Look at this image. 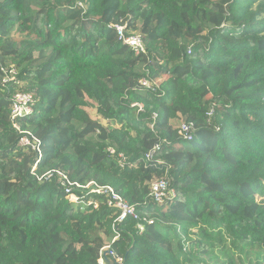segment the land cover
Wrapping results in <instances>:
<instances>
[{"label":"trees","instance_id":"trees-1","mask_svg":"<svg viewBox=\"0 0 264 264\" xmlns=\"http://www.w3.org/2000/svg\"><path fill=\"white\" fill-rule=\"evenodd\" d=\"M17 93L35 110L15 120ZM56 172L140 220L114 228L105 197L71 203ZM107 246L123 264H264V0H0V264H99Z\"/></svg>","mask_w":264,"mask_h":264},{"label":"built area","instance_id":"built-area-1","mask_svg":"<svg viewBox=\"0 0 264 264\" xmlns=\"http://www.w3.org/2000/svg\"><path fill=\"white\" fill-rule=\"evenodd\" d=\"M117 33L119 37L124 41L125 44L130 45L131 47L135 48L137 51V54L142 52L143 44L139 36L134 35L130 37L124 36V27L123 26H117L116 27ZM11 74H16V71L12 70ZM11 80H14L12 78ZM143 85H147V82L143 80L141 82ZM35 105V99L30 94H24V93H17L14 97V105L12 109V115L13 118L16 120L17 118H23L28 115H31L34 113V106ZM15 128L19 130L20 133H23V137L21 138L20 144L25 147H30L33 151L38 152L39 157H42V151H41V143L38 139L34 138L30 132H23L20 131V127L18 124L15 123ZM183 130L185 132V139L187 141H192L193 136L189 133V128L187 126L183 127ZM110 152L113 154L114 150H110ZM122 157V156H120ZM148 158H152V154L148 155ZM125 159L122 158V161L120 163H124ZM36 169V166L34 167V170ZM59 176V181L61 186L65 189V193L67 194V198L71 203L79 204L82 203L83 199L74 193V189H83L84 191L89 192L92 195L95 196H103L107 199V204L111 208H115L119 215L117 216L114 228L116 223L123 222L126 219H133L135 221H139V213L137 211V208L135 206H132L128 204L112 187L110 186H102L96 182H89L86 185H82L79 183L72 182L67 176H65L61 172H56ZM53 177V174L47 173L45 178L49 180ZM151 196L159 203H163V201L169 197L168 193V184L165 180L157 181L152 184V191ZM90 204L93 203L94 208H97L99 206V203L94 200L90 201ZM140 232L142 233L144 231V226L142 224L138 225ZM118 239V237L114 238V242ZM123 264L124 259L116 255L111 249L110 246L105 247L102 250L99 264Z\"/></svg>","mask_w":264,"mask_h":264},{"label":"rangeland","instance_id":"rangeland-1","mask_svg":"<svg viewBox=\"0 0 264 264\" xmlns=\"http://www.w3.org/2000/svg\"><path fill=\"white\" fill-rule=\"evenodd\" d=\"M87 111L92 115L93 118H96V112L93 108H87ZM212 260L213 264H220L223 262V257L220 254L214 253L210 256L209 261Z\"/></svg>","mask_w":264,"mask_h":264},{"label":"clouds","instance_id":"clouds-1","mask_svg":"<svg viewBox=\"0 0 264 264\" xmlns=\"http://www.w3.org/2000/svg\"><path fill=\"white\" fill-rule=\"evenodd\" d=\"M38 156H39V154H38ZM37 166V165H36ZM35 167V166H34Z\"/></svg>","mask_w":264,"mask_h":264},{"label":"water","instance_id":"water-1","mask_svg":"<svg viewBox=\"0 0 264 264\" xmlns=\"http://www.w3.org/2000/svg\"><path fill=\"white\" fill-rule=\"evenodd\" d=\"M111 264H113V263H111Z\"/></svg>","mask_w":264,"mask_h":264}]
</instances>
